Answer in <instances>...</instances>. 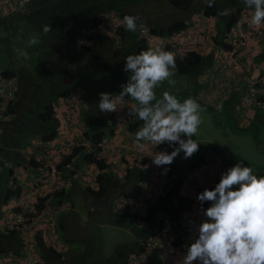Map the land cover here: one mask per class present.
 <instances>
[{"label": "crops", "instance_id": "1", "mask_svg": "<svg viewBox=\"0 0 264 264\" xmlns=\"http://www.w3.org/2000/svg\"><path fill=\"white\" fill-rule=\"evenodd\" d=\"M220 1L222 2L223 0ZM201 3L203 4V2ZM226 6L229 8L243 7L244 11H251L250 13H253L254 10L252 9L255 8V5L250 7L247 4V0L238 5H225L224 7L226 8ZM202 7L201 10L194 12L189 17V27L180 34L164 37L152 35L150 38L148 37V45L145 50L149 48L153 50L161 48L164 51L174 53L175 59L182 57L187 50H196L204 56V61L188 74H181L176 68L173 69L170 67L169 70L173 75L159 82L154 88L155 99L150 102L149 106L154 108L157 104H160L162 102L163 93L166 91L177 98L183 97L182 94L185 93L188 98H196V100L203 103L207 108L211 107L209 109L220 110L228 106L227 112L232 117L236 115L242 119L243 124L245 121H256L260 119L262 115L257 113L254 107L257 106L261 110H264V93H254V96L260 101L259 103L249 104L247 99L251 94L249 82L251 80L264 79V39L253 40L249 44L250 50L247 52L244 50L240 51V53L237 52L234 58L240 64V67L238 69L234 68L230 62L224 59L223 54L219 52L224 49H230L227 48L229 46H225L220 42H217V44L214 41L215 39L213 40L211 36L212 33L214 35L216 20L205 18L204 16L201 17V13L204 11V5H202ZM19 10H25V14H30V12L34 10L37 12V15L26 18L23 16L18 17L17 15L8 16L7 13L10 12H1L0 50H8L11 56L16 54L18 50L21 49L19 46L25 42L22 39L26 37L23 27L27 25L28 22L33 25V29H40L42 31L40 36L43 38L40 45L30 48V50H27V53H25L26 55L23 56L25 60L34 63L33 67H30V69H32L31 71L33 73L39 74L40 78L34 82V85L29 81L30 83H25L22 87L20 86L24 94L20 97L16 107L21 117V119H18L19 123L22 126L28 125L27 122L31 119V114L40 110L43 103H50L56 118L60 121L62 126L65 117L64 113L67 109V102L65 99L66 93L62 91L63 86L78 91L84 97L86 103V118L89 128H95L99 131L104 129L108 132L109 128H111V123L108 119H110L109 115L112 113L116 119V125L114 126L115 137H113L112 143L110 142L103 147L105 148L103 151L105 152L104 159L110 164V173L108 175H110L109 177H111L112 182H114V197L121 195L122 191H126L128 190L127 188H129V168H140L141 159H147L152 163V158L150 157L155 154L157 149L147 148L144 153H138L134 148H140V146L135 143L134 134L131 133L129 124L124 119V117L126 118V115H128L131 122L138 121L139 128H142L145 122L139 120L138 115H136L133 110L138 111L140 108L144 107L143 105H140L137 100H134L131 94H127L117 103L115 111L101 112L99 109V103L101 102L100 93H108L110 94V98L114 99L123 92L124 86L131 82L130 77L132 70L125 71L127 65L126 57L137 54V42L130 35L131 32L129 31V34L125 33L123 35L121 46L117 47L115 42L112 41V36L108 32V29L113 22L123 20V18H114L110 14V17H105L106 20L101 18L98 22V27L101 32L95 38L86 45L78 43L77 33H82L91 20L100 17L98 15L99 12H103V10L100 9L97 13L94 11L91 14L88 4L83 0H69L67 2L30 0L26 5L20 7ZM109 11L111 10L106 12ZM38 13H42L43 16H39ZM103 14L108 15L105 12ZM63 21H67V23L71 24L68 28V32L63 28L59 29ZM45 25H49L51 28L48 33L44 32L43 27ZM197 30H202L203 36L196 43L191 37H188L187 34H192L193 36ZM235 35L236 33L234 32L226 41L232 42V40H235ZM115 49L118 50L117 56L114 54ZM30 53L34 56L32 60H30ZM37 81H41V85H37V83H39ZM100 121L103 124H101ZM12 128H17V126L11 127L4 123L1 124L0 121V147H4L5 149L4 153L1 155V159L4 160L5 165H8L11 153H14L15 157L16 155L19 156V159L24 162V164L16 166V174L18 177L16 183L22 186L23 191L21 194L23 195H21L19 200L13 199L8 205L2 207L3 215L0 217V248L2 249L9 247V244L12 245L11 238L8 236L4 226L8 224L7 219L10 216L8 213H10L9 210L12 209L13 205L16 204V206H18L20 203L21 205L22 203H29L30 205L34 200L36 201L35 198L38 196L36 193H41L40 187L37 186H43L42 192H44L45 195H49L53 192L51 187L47 185L46 182L40 181V179H44L47 175V166L51 168L54 163L47 162L44 164L43 168H31L28 165V161L31 159L28 154L32 152L33 148H29V145L24 148L27 139L25 138L26 136L18 133V131ZM22 132L25 133V131ZM29 133L30 131L25 135H29ZM31 133H33V136L37 135V132ZM32 135L30 137H33ZM116 144L120 145L117 146ZM121 146L124 157L121 159V162L118 163L116 159L110 160L115 155L114 149L119 150ZM215 146L220 147L216 144ZM160 150L163 153L166 152V150ZM221 152L223 153L222 150ZM35 159L38 161L37 153L35 154ZM74 161L73 165L77 164L76 168L78 167L77 169L79 170L74 178H69L68 185L74 182L71 190L77 189L80 193H85V184L87 185L88 183L97 187L96 177L101 173L97 166L82 161L80 155ZM203 161L204 162L199 164L195 171L190 173L189 177L184 179V183L182 184L181 194L192 199V204L186 205L180 201L181 205L178 206L179 208L176 211L177 214H174V217L171 215L164 220V223L177 225L181 215L186 213V215L190 217L191 225L193 224L196 226L194 241L199 238L201 224L209 220L205 214L206 211L203 213L199 211V207L194 199V192L201 182L208 183L206 189H209L217 182L213 181L214 177L220 179L222 174L229 169L227 167L228 163L224 159V153L223 156L219 155L213 147H211L207 155H204ZM145 172L146 173H143L142 176L149 174V169L147 172L146 168ZM195 173L200 174L202 180H198ZM254 173H259L260 176H264V168ZM12 181V178L8 179L0 175V189L5 190L12 184ZM130 184L132 185L133 182ZM204 206L206 209L208 208L206 202H204ZM73 209H75V204L72 208L68 202L66 206L56 211L54 215L56 221L58 220L60 225H66V227H68L67 224H64V221L67 220L65 218L67 215L62 213L66 211L73 213ZM105 211V206L93 207L92 204L89 213L95 215L94 217L92 215L89 216L88 220L97 223L100 219L99 216H104L101 214ZM76 214H78V212ZM68 223H71L69 219ZM179 225L182 226L181 223H179ZM158 226L159 223L157 222L156 226H153L152 233L155 236L159 233ZM182 228L186 231V227L184 228L182 226ZM30 234L37 240L38 245L41 246V252L46 264H48L47 258L66 259L64 260L66 264L83 263V259H87L84 257L83 247L81 246L82 248H80V245H78V237H70L68 235L69 241L67 238L64 239L61 236L63 241H60L65 245V250L64 252H60V249L56 247L46 246L47 240L42 224L34 227ZM72 240H74L75 244L71 243ZM187 241L188 236L185 234L184 243ZM191 244L192 243H189V247ZM84 247L91 249V245L86 242V240L84 242ZM51 248L53 252L50 251L49 254L46 253L45 255V249ZM8 249H11V247ZM58 253L61 255L58 256ZM187 254L188 250L186 252L176 251L177 263L180 264L183 259L185 260ZM156 257V254H149L148 264H163L162 260L156 259ZM192 264H203V261L198 259L193 261Z\"/></svg>", "mask_w": 264, "mask_h": 264}, {"label": "trees", "instance_id": "2", "mask_svg": "<svg viewBox=\"0 0 264 264\" xmlns=\"http://www.w3.org/2000/svg\"><path fill=\"white\" fill-rule=\"evenodd\" d=\"M45 1H53L56 0H45ZM62 1V0H58ZM67 2L69 0H63V2ZM203 2L204 5V17L205 18H212L215 19V25H214V36L213 40L217 43L220 42L221 44L225 46H229L227 48L230 49H224L221 51H230L233 49V42L226 41L229 39L231 32L237 28V24L239 23V19L244 12L243 7H224L225 5L220 4L219 0H200ZM170 2L176 7L181 10H193L192 14L194 12H197L201 10L203 7L200 4H197V0H170ZM221 2V1H220ZM225 8V9H222ZM255 9V8H254ZM255 11V10H254ZM227 12L226 15H221V13ZM251 12V11H250ZM249 12V13H250ZM9 15H17L18 17H33L34 15H37V12L32 10L29 13L25 14V10H14L10 13H7ZM191 14V15H192ZM253 14V13H250ZM39 16H43L42 13H38ZM66 15V14H65ZM98 18H93L90 23H94L95 25H98ZM143 22V21H142ZM141 18L139 20H136V24H141ZM264 22V21H262ZM61 23V22H60ZM71 26V24L67 23V21H63L62 25L60 24L59 29L67 30ZM189 26L188 19H180L178 21H175L173 24L157 28L154 26H150V33L156 36H172L174 34L180 33L184 29H186ZM244 29L247 31L248 28L246 25H242ZM247 28V29H246ZM33 25L28 22L27 25L23 27V31L26 34L25 38H22L25 42H23L22 45L19 47L21 49L18 50V52L14 55H10L8 50H0V82L3 84V87L6 91H12L13 96L9 99L8 103L6 104V110L4 111V117L0 118L1 124L4 123L5 125H9L11 127L17 126V128H12L13 130L18 131V133L23 134L26 136V142L24 144V148H26L27 145H29V148H33L32 152L29 153L30 160L28 161V165L31 168H40L44 167L45 163H54L57 167V177H56V185H52L48 183V179L51 177V171L50 167L47 166L48 172L45 178L40 179V181L46 182L47 185H49L52 189V193L49 195H45L44 192H42L43 186H37L40 187L41 193H36L38 196H36L35 201V212H40L42 209H45L47 205L49 204V208L54 209V215L57 210L61 209L62 207L66 206L68 202L70 203V206L74 207V201L71 199L69 193L71 189L73 188V183L71 182L70 185H68L69 178H74L76 173L79 169L76 168L77 164L73 163L74 160L80 155L82 161L89 162L92 164H95L98 168V170L101 172L96 177V184L97 187H94L92 184H85L86 192H90L94 195V200L98 201V206L102 207L105 206L106 211L103 212L104 216H99L100 221H107V222H113V223H122L128 225L134 224V230L138 234V239L136 242H134L133 246L129 247V249L123 253L122 249L117 250L115 256L110 257L99 264H127V260L129 256L134 254H141L145 251V246L142 243V241L145 242L147 237L152 236V230L154 224L157 222L159 223L158 228H161V224L164 222V220L171 216L174 217V214H177L178 206L181 205L180 201L186 205L192 204V199L187 198L181 194L182 191V184L184 183V179L189 177L190 173L192 171H195L196 168H198L200 161H195L192 165L188 166L187 171H185V177L183 173H180V162L179 158L176 156L174 161L171 165H165L167 166L166 173L168 174V177L170 178V182L172 183V187L168 189L164 195H162L159 198V202L157 205L149 207L147 214L145 216H142V223L141 226H139L136 223L137 218L139 217V214H131L130 208L128 207L125 211L120 212L116 209H114L113 205L110 203V197L113 198L115 186L113 187V183L110 175V164L106 162L104 158L99 156V152L102 150L101 144L104 141V138L106 137L107 133L104 129H101L100 131L95 128H89V124L87 122V118L85 117V120L87 122V128H80L75 124V122H70L67 118H64L63 125L61 126L60 121L56 118L55 112L53 111V107L51 104L43 103L41 106L42 108L40 110H37L31 114V119L27 122L28 125L22 126L18 119L20 117L19 112H17V102L19 101L20 97L22 96L23 90H21L20 86L24 85L25 83L32 82L34 85V82L38 80L39 74L33 73L30 69V67H33V64L29 60H25L23 56H25V53H27V50H30V48L35 47L36 45H40V42L43 40L42 31L40 29H33ZM129 31H126L124 26H121L118 29V34H120L123 38V35L125 33H128ZM131 32V31H130ZM129 34V33H128ZM78 35V33H77ZM130 35L135 39L136 47H137V54H139L141 51H144L147 48V42L145 38L139 39L138 34L136 32H131ZM36 39L39 41L37 44L29 46V41L31 39ZM112 41L115 42L116 40L114 38H111ZM70 41V40H69ZM218 44V43H217ZM1 45V44H0ZM27 48V49H26ZM119 49V48H117ZM87 50V49H86ZM118 50L115 49L114 54L117 56ZM219 51V50H218ZM219 51V52H221ZM31 54V53H30ZM34 59V56L31 54L30 60ZM204 61V56L200 53H198L195 50H189L187 51L186 55L183 57H178L176 59V69L181 74H188L191 73L194 69H196L202 62ZM9 80H13L15 86ZM30 81V82H29ZM37 85H41V81H37ZM258 87V91H261V94L264 93V82H260L256 85ZM262 89V90H261ZM71 89L64 87L62 91L67 93ZM264 95V94H263ZM2 99V95L0 96ZM0 99V100H1ZM196 100V98H195ZM198 101V100H196ZM198 103H201L198 101ZM46 104V105H45ZM108 120H110L111 128H109L108 134L110 136L114 135V126L116 125V119L114 118V115L110 113ZM103 122V121H102ZM101 123V121H100ZM106 123V121H105ZM103 124V123H101ZM105 125V124H104ZM103 125V126H104ZM139 124L136 123H130L129 124V130L132 134L135 135V133L139 130ZM22 131H25L22 132ZM28 131H30L29 135H25ZM31 132H37V135H32ZM33 137H30V136ZM34 138V139H32ZM182 138H187V136H184L182 134ZM16 139V138H15ZM33 141H32V140ZM17 140V139H16ZM14 141V140H13ZM80 142H83L84 144H79ZM90 142L91 143V149L87 148L85 143ZM162 150H166V153H171L174 150V147H179L178 142H171V143H163ZM62 147H64L62 149ZM215 151L218 152L219 155L223 156V153L221 152L220 148L214 146ZM54 149V150H53ZM4 147H0V175L5 176L6 178L10 179L12 178V184L7 187L5 190L0 189V217H2V207L5 205H8V203L13 200H19L21 198V192L22 186L19 183H16V180L18 179L16 174V166H19L20 164H24L23 161L19 159V156L14 155V153H11L10 162L8 165H5L4 160L1 159V155L4 153ZM62 150V151H61ZM38 155V161L35 159V154ZM216 155V154H215ZM57 158V159H56ZM142 162L140 163V168H129L128 170V178H129V188L126 191H122L124 194L123 196L126 198H132L137 199L142 190V183L140 181L144 180L145 176H142L145 172V169L147 168V172L150 167L147 166V159H142ZM57 162V163H56ZM149 167V168H148ZM228 168H230L229 165H227ZM184 169V168H183ZM188 172V173H187ZM4 173V174H3ZM254 173V172H253ZM258 177L260 176L259 173H254ZM149 175V174H147ZM108 176V179H107ZM221 179V178H220ZM220 179L212 185L209 189H213L217 183H219ZM65 180L66 182L62 187H59L60 181ZM73 181V180H72ZM133 182L131 185L130 183ZM45 185V184H44ZM36 187V188H37ZM238 187V186H233ZM235 190V189H234ZM38 198V200H37ZM112 202V200H111ZM208 207L211 206V202H206ZM109 206V207H108ZM108 207V208H107ZM31 208L29 203H21L18 204V206L13 205L12 210L8 215L10 217L7 219L8 222L11 219H14L18 217L20 214H22L27 209ZM116 210V211H115ZM36 212V213H37ZM29 216H32L30 214ZM135 222V223H134ZM59 231L65 232L64 228H67L66 225H60L58 223V220L55 222ZM59 224V225H58ZM64 224L65 221H64ZM175 233L177 235V238L175 240V245L179 246L183 240L184 236L186 234V231L183 230L182 226L179 225V223L173 224ZM45 231V230H44ZM21 230L19 228H12L10 230H7L8 236L11 238L12 245L9 244V247L6 248H0V254L6 253L9 251L19 252L21 250V241H20V234ZM1 240V236H0ZM11 249H8L10 248ZM52 251L51 249H45V255L46 253L49 254V252ZM61 254L58 253V256ZM115 257L117 259H115ZM47 258V257H46ZM66 259H49L47 258L48 264H66L64 261ZM84 261V259H83ZM77 264H85L83 263H77Z\"/></svg>", "mask_w": 264, "mask_h": 264}, {"label": "clouds", "instance_id": "3", "mask_svg": "<svg viewBox=\"0 0 264 264\" xmlns=\"http://www.w3.org/2000/svg\"><path fill=\"white\" fill-rule=\"evenodd\" d=\"M29 1L30 0L26 1L24 5ZM247 4L250 7L255 5V14H252L253 16L251 19L254 25L259 26L261 22L264 21V0H247ZM24 5H18V7L12 8L11 5L7 3L6 12L19 10L20 7H23ZM1 8L5 9V7L0 6V13L4 12ZM110 10L113 11V9ZM104 12L106 13V11L101 13L103 14ZM203 13H201V17L204 16ZM100 14H98L100 16L98 17L99 21L103 18ZM110 14H114L116 18H118L115 13L110 12ZM133 14L134 13L130 12L129 15L122 17V21L113 22L108 29L112 38L116 40L117 47L121 46L122 36L117 33L120 40L117 39V37L111 32L112 26L115 23H118L120 24V27L124 26L126 31L135 32L138 25L135 21L139 20L140 17ZM226 14L227 12L221 13V15ZM105 17L110 16L105 15ZM142 27L146 29L144 36H142L141 33ZM149 27L150 26L144 25L143 23L139 26V39L145 38L146 42L148 41V37L150 38V36L153 35L150 33ZM162 27L163 26L160 28ZM43 28L45 33H48L51 30L49 25H45ZM91 28H96V32H93L82 41V36L84 34L86 35L87 31ZM236 30L237 28L231 33H236ZM100 32L98 25L89 23L82 33H78L77 42L81 45H86ZM233 41L235 40H232V42ZM38 42L39 41L33 38L29 41V46L35 45ZM239 52L240 51H238V53ZM186 53L183 56H185ZM126 62L127 65L125 71L132 70L130 77L131 82L124 86L123 92L114 99H111L110 94L108 93H100L101 102L99 103V109L101 112L115 111L117 103L127 94H131V97L134 100H137L140 105H143L144 107L140 108L138 111L133 110L134 113L138 115L139 120L145 122L144 126L134 135L135 143L140 147H143L147 143L160 145L165 142H178L179 144V147H175L170 154L164 152L155 153L152 156V163L157 166L164 165L161 167H163L166 172L167 166L165 165H171L175 157L181 151L185 153L184 158L187 159L199 150V144L192 139V137L197 134L198 128L202 123L201 117L198 114L200 105L191 97L181 102L176 96L166 91L163 93L162 102L160 104H157L154 108L149 106L150 102L155 99L154 88L159 82H162L170 75H173L169 69L170 67L173 69L176 68L174 53L164 51L161 48H157L156 50L149 48L148 50L141 51L139 54L127 56ZM262 80H251L256 82L255 88L257 91L258 87L256 85ZM254 93L259 94L261 92H253L251 89V94L248 96V99L252 96L255 97ZM72 95L76 96V100L72 102L73 104L69 103L67 100V98ZM65 99L67 102V109L64 113V118H67L68 113L71 112V123L75 122L80 128H87V122L85 120L86 103L84 97L78 91L70 90L66 93ZM259 102L260 101L256 98L255 103ZM126 118L124 117L128 124L136 123L131 122L128 115H126ZM105 131L107 135L101 144L102 150L98 153L102 158H104L105 155V152L103 151L105 148L103 147L110 142L112 143V139L115 137V135L110 136L107 130ZM181 134L188 137L184 138L186 141L181 138ZM88 143L90 142L85 143V145L87 148L91 149V143L90 146ZM79 144L84 143L80 142ZM116 145L119 146L120 144ZM160 149H162V145ZM122 151L121 146L119 150L114 149V154L118 155L120 159H123ZM115 155L110 160H117L118 156ZM233 186L238 187L234 188ZM197 198L201 203L211 202V206L206 209L205 213L209 220L201 224L199 238L188 248V254L183 261V264H192L193 261L198 259L202 260L203 264H264V176L258 177L253 173V169L250 166H245L244 161L241 160L222 174L219 183H217L213 189H205L198 194ZM34 203L33 205L35 206ZM11 210L12 209H10V211ZM41 224L42 223H37V225ZM33 228L29 231V234ZM4 229H6V231L10 230L8 226H4ZM19 236L21 241L20 248H22V236L21 234H19ZM35 241L37 243L36 239ZM143 242L144 241H142V243ZM39 247L42 251L41 246Z\"/></svg>", "mask_w": 264, "mask_h": 264}, {"label": "rangeland", "instance_id": "4", "mask_svg": "<svg viewBox=\"0 0 264 264\" xmlns=\"http://www.w3.org/2000/svg\"><path fill=\"white\" fill-rule=\"evenodd\" d=\"M26 1L28 0H0V6L5 7V9L1 8V10L4 12L7 11V3L14 8L18 7V5H24ZM83 1L88 4L91 14L94 11L97 13L100 9L103 11L113 9L114 12L111 10L106 13L110 15V12H113L118 16V18H122L129 15V12H131L134 13L133 15L136 14L140 17L141 22L143 21L142 23L147 26L156 27H167L180 19L189 20L193 11L176 8L170 0ZM243 1L245 0H223L222 2H218L223 5H238ZM195 3L200 4L201 6L203 5L200 0H197ZM253 14H255V11ZM100 15L103 16L104 20H106L104 14L101 13ZM112 16L116 18L114 14H112ZM139 26L140 24L137 25V30L135 31L137 34L139 33ZM211 36L213 37L212 34ZM237 48L238 51H243L245 49L244 46H238ZM182 95L183 97H178L181 102L188 98L185 93ZM198 104L200 105L198 114L201 117L202 123L198 128L197 134L192 137V139L199 144V150L187 159L184 158L185 153L183 151H181L177 156L181 165L180 167H182L179 172L183 173L184 177L186 176L185 171H187L188 166L192 165L195 161H200V164H202V162H204V155H207L211 147H214L215 144L220 146L218 148L223 151L224 159L231 167L243 160L244 165L250 166L253 169V172L264 168V110L255 106L254 108L257 113L262 115L261 118L256 121L253 120L252 122L245 121L243 124L242 119L236 115H233L232 117L227 112L228 106L225 108L223 107V109L220 110H213L209 109L211 107L207 108L203 103ZM63 148L64 147H62V149ZM155 153L163 152L159 149ZM117 161L118 163L121 162L119 156L117 157ZM65 182V180H61L59 187H62ZM69 195L75 203V209L72 210L73 213L68 211L62 213L67 215L65 217L67 219L65 223L68 227L64 228L65 232H63V230L59 231L58 229V232L52 234L51 237L54 241H63L61 236L64 239H68V235L70 237H78V245H80V248L83 247L84 257L87 258L83 261L85 264L102 263L106 259L115 256L117 250L119 249H122L123 253H125L129 247L133 246L134 242H136L138 235L134 230L135 225H128L129 221L127 224H122L107 222L104 220L100 221V219L97 223L88 220L89 216L92 215L94 217L95 215L93 213H89L91 205L93 204V207H98L99 205L98 201L94 200L95 198L92 193L88 191L80 193L77 189H73L70 191ZM121 195L116 197L113 195V198L110 197V203L113 205L114 209H116L115 203L124 197ZM34 202L35 201H33L30 205H33ZM48 207L49 204L46 208ZM77 212L78 214H76ZM68 219L71 223H68ZM154 225L156 226V223ZM85 240L91 245V249L84 247ZM71 243L75 244L74 240H72ZM37 252L40 253L41 250L38 249ZM115 259L117 258L115 257Z\"/></svg>", "mask_w": 264, "mask_h": 264}, {"label": "built area", "instance_id": "5", "mask_svg": "<svg viewBox=\"0 0 264 264\" xmlns=\"http://www.w3.org/2000/svg\"><path fill=\"white\" fill-rule=\"evenodd\" d=\"M252 14L248 12H243L239 23L237 24L236 30V39L233 41V49L230 51H221L220 53L223 54V57L226 61L230 62L234 68H239L240 64L236 61L234 56L237 55L238 46H244V51L247 52L250 50V43L254 40L264 38V22H261L259 26L254 25L252 23ZM242 25H246L248 30L246 31ZM241 26V28H240ZM120 28V24L115 23L112 26V33L120 40L117 36L118 29ZM96 32V28H91L87 31L86 35L82 36V41L86 39L90 34ZM142 36L145 35L146 29L144 27L141 28ZM188 37H191L196 43L200 38L203 36L202 30L195 31V34H187ZM240 53V52H239ZM12 83V87L14 84L13 80H9ZM264 82V80L260 81ZM256 82L251 81L249 87L253 90V92H259L255 88ZM14 88V87H13ZM262 90V89H261ZM261 92V91H260ZM2 95V99L0 100V118L4 117V111L6 110V104L8 103L9 99L13 96L12 91H6L3 87V84L0 82V96ZM68 102L73 104L76 100V96L72 95L67 98ZM256 98L250 97L248 99L249 103H255ZM67 119L71 122L72 121V113L69 112L67 115ZM182 138V134H181ZM184 139V138H182ZM186 141V139H184ZM171 143V142H166ZM90 146V143H88ZM160 145H155L151 143L145 144L143 147L134 148L138 151V153H144L147 148H154L159 149ZM122 156V155H120ZM116 162V161H114ZM53 164V163H52ZM148 166L151 168L149 175H145L144 180L140 181L142 183V190L141 194L137 199L126 198L122 197L115 203L116 210L123 212L128 207L130 208L131 214H139V217L136 220V223L141 226L142 223V216L147 214L149 207L155 206L159 202V198L165 194V192L172 187V183L170 182V178L168 174L164 171V168L161 166H157L152 164L148 161ZM51 177L48 179V183L52 185H56V177H57V167L53 164L51 166ZM196 178L198 180H202V176L198 173H195ZM218 177H214L213 181H217ZM211 182V181H208ZM208 186V183L201 182L199 186L196 188L194 192V199L196 204L199 207V211L203 213L206 211L204 203H201L198 200V194L203 192ZM31 208L24 211L18 217L11 219L7 226L12 228H19L21 230L20 234L22 236L23 246L19 252H7L0 254V264H46L44 256L42 252H37V250H41L38 244L36 243L35 239L29 234V231L37 225V223H42L44 225L47 246H53L60 251L64 252L65 245L60 240L54 241L51 237L52 234L57 233L56 221L54 217V209L53 208H45L42 209L40 212H35V206L31 205ZM32 214V216H29ZM179 223L182 226L186 227V236H188V241L183 242L179 245H175V240L177 235L173 229L172 223H162L159 228V233L157 236L153 235L148 237L145 242H143L145 246V251L141 254H134L129 257L127 264H148V256L149 254H156V259L162 260L163 264H178L176 259V251L186 252L189 248V243L195 242L194 239V231L196 229L195 225H191V220L186 213L181 215ZM31 228V229H30ZM194 233V234H193ZM53 242V243H51ZM51 243V244H50ZM151 261V259H150ZM184 259L180 264H183Z\"/></svg>", "mask_w": 264, "mask_h": 264}]
</instances>
